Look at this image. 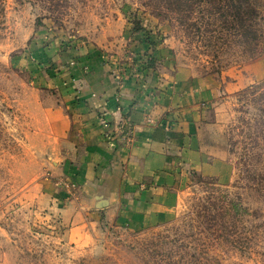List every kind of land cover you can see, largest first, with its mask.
Returning a JSON list of instances; mask_svg holds the SVG:
<instances>
[{
	"label": "rangeland",
	"instance_id": "obj_1",
	"mask_svg": "<svg viewBox=\"0 0 264 264\" xmlns=\"http://www.w3.org/2000/svg\"><path fill=\"white\" fill-rule=\"evenodd\" d=\"M256 1L0 0V264H264V78L245 70L264 59L252 40L264 37V0L263 20L246 9ZM92 59L138 80L160 67L210 80L204 140L223 169H188L167 220L132 227L100 214L67 242L59 208L76 186L56 132L69 73Z\"/></svg>",
	"mask_w": 264,
	"mask_h": 264
},
{
	"label": "crops",
	"instance_id": "obj_2",
	"mask_svg": "<svg viewBox=\"0 0 264 264\" xmlns=\"http://www.w3.org/2000/svg\"><path fill=\"white\" fill-rule=\"evenodd\" d=\"M85 64L87 73H69L77 78L65 84L70 98L56 132L72 156L62 174L76 186L59 208L67 242H79L100 214L132 227L167 220L188 169L210 175L223 169L204 140L201 102L212 93L210 80L164 67L138 80L97 60ZM245 70L250 81L264 78V59ZM243 77L232 85L244 84Z\"/></svg>",
	"mask_w": 264,
	"mask_h": 264
},
{
	"label": "trees",
	"instance_id": "obj_3",
	"mask_svg": "<svg viewBox=\"0 0 264 264\" xmlns=\"http://www.w3.org/2000/svg\"><path fill=\"white\" fill-rule=\"evenodd\" d=\"M229 2H232L233 0H228ZM238 2H240V1H238ZM243 2H244V4H248V2H247V0H243ZM257 2V1H256ZM262 3H263V1L262 0H259L257 3H256V8L255 9H253V8H250V9H248V8H246L248 11H250V12H254V16H256V18L258 19V20H263L262 19V16H260L261 15V7H262ZM240 10H242V7H238ZM247 19H248V15H247V12L245 11V12H243V21H247ZM244 27H246V25H244V24H241V28H244ZM245 34L247 33H249L250 31H243ZM252 35H253V38H252V40H255L258 44L257 45H259L261 42L262 43H264V37H262L263 36V32L262 31H260L259 29H257V30H254L253 31V33H252ZM261 40V41H260Z\"/></svg>",
	"mask_w": 264,
	"mask_h": 264
},
{
	"label": "built area",
	"instance_id": "obj_4",
	"mask_svg": "<svg viewBox=\"0 0 264 264\" xmlns=\"http://www.w3.org/2000/svg\"><path fill=\"white\" fill-rule=\"evenodd\" d=\"M103 124H106V121H103Z\"/></svg>",
	"mask_w": 264,
	"mask_h": 264
}]
</instances>
